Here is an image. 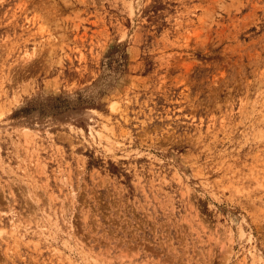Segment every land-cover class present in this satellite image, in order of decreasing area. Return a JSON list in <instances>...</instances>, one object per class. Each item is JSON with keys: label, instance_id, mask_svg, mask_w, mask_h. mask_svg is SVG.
Segmentation results:
<instances>
[{"label": "rangeland", "instance_id": "1", "mask_svg": "<svg viewBox=\"0 0 264 264\" xmlns=\"http://www.w3.org/2000/svg\"><path fill=\"white\" fill-rule=\"evenodd\" d=\"M0 264H264V0H0Z\"/></svg>", "mask_w": 264, "mask_h": 264}, {"label": "bare ground", "instance_id": "2", "mask_svg": "<svg viewBox=\"0 0 264 264\" xmlns=\"http://www.w3.org/2000/svg\"><path fill=\"white\" fill-rule=\"evenodd\" d=\"M93 126V125H92ZM100 129V128H99ZM97 129H94V128H91V135L93 136V138H97V136L99 137V138H101V136L97 133V131H96ZM104 137V136H103ZM107 140V139H106ZM105 140V141H106ZM232 241V240H231Z\"/></svg>", "mask_w": 264, "mask_h": 264}]
</instances>
